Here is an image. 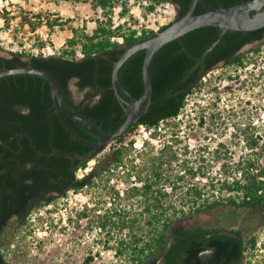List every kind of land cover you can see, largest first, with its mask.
<instances>
[{
    "label": "rangeland",
    "instance_id": "rangeland-1",
    "mask_svg": "<svg viewBox=\"0 0 264 264\" xmlns=\"http://www.w3.org/2000/svg\"><path fill=\"white\" fill-rule=\"evenodd\" d=\"M122 1L127 13L121 17L120 6L114 7L111 22L113 27L121 24L124 32L128 28L156 32L176 13L175 6L166 1L157 3L152 12H145L150 0ZM56 18L61 26L46 25V20ZM96 20L106 17L88 3L0 0V55L9 57L11 51L57 54L67 47L73 28L78 34L90 33ZM112 40L121 42L120 37ZM255 47L259 51L253 52ZM238 54L244 56L242 65L217 63L185 97L175 118L155 128L135 126L121 141L106 145L98 153V164L91 160L76 172L81 177L97 164L100 173L92 184L33 208L23 223L10 218L1 246L7 264H134L128 252L134 237L143 238L140 245L152 234V227L146 223L151 214L144 212L143 206L154 199L150 194L135 196L132 188L151 179L157 182L155 190L167 192L162 206L172 207L165 215L180 216L178 210L183 208L182 222L189 226L241 229L244 241L255 236L251 248L255 251L250 255L246 249L240 263L247 264L249 257L257 262L263 256L258 250H264L261 210L224 207L221 211L214 207L189 218L193 195L186 193L190 188L201 190L198 203L217 198L224 201L227 192L216 188L224 178L231 181L239 177L236 162L244 156L260 158L258 147L251 150L248 141L260 142L264 131V39L245 45ZM68 87L75 101L83 97L85 91L77 89L75 79ZM118 148L122 154L115 163L114 150ZM155 172L159 178L154 177ZM121 222L125 227H120ZM170 236L167 231L165 239ZM118 249L123 253H115ZM86 258L90 260L86 262Z\"/></svg>",
    "mask_w": 264,
    "mask_h": 264
},
{
    "label": "trees",
    "instance_id": "trees-1",
    "mask_svg": "<svg viewBox=\"0 0 264 264\" xmlns=\"http://www.w3.org/2000/svg\"><path fill=\"white\" fill-rule=\"evenodd\" d=\"M67 1L88 3L95 10L101 9L106 20H96L90 33L78 34L77 29L73 28L72 36L67 40V47L60 48L57 54L42 56L27 54L24 51H11L9 57L0 56V69L31 65L48 71L59 82L66 99L80 114L101 132L109 134L125 117L110 87L112 64L125 47L152 36L155 31L128 28L127 32H124L121 24L113 27V8L120 6L121 17L128 11L126 2L122 0ZM163 1L175 6L173 20H176L187 11L192 0H150L145 6V12H152L155 5ZM206 1L212 7L220 8L248 0ZM203 11L201 4L197 3L193 13ZM45 23L50 28L62 25L57 18L50 22L46 20ZM169 23L161 25L158 30ZM217 33L214 27L197 28L163 44L155 51L149 66V106L127 132L137 125L152 128L157 127L161 121L175 118L184 105L185 97L198 86L207 71L221 61L241 66L244 56L237 52L252 41L264 39V27L250 32L227 31L202 58L203 52L216 39ZM113 37H120L121 42L112 40ZM252 51L257 52L259 48L255 47ZM24 57L27 58L23 59ZM142 58L143 51H137L127 58L118 70V79L125 90L119 88V92L125 100L130 101L129 95L138 97L142 92ZM72 79H75L78 90L88 89L78 101L72 100L68 90V83ZM62 116L83 141H96L80 122L65 114ZM124 136L125 134L116 141H121ZM260 139V142L255 139L248 141L251 150L258 147L260 158L241 157L235 164L239 177L231 181L224 178L216 188L218 191L227 192L224 201L217 198L211 202L205 200L198 203L197 200L202 195L201 190H186L187 194L193 195L189 202V218L204 215L214 207H219L221 211L224 207H233L261 210L264 213V131ZM103 148L104 146L98 148L87 158L83 157L93 147L77 141L61 125L54 110L47 79L27 73L0 77V264H7L1 246L9 219L15 217L16 221L23 223L33 208L50 203L56 197L64 196L67 191H76L92 184L93 179L100 173L96 156ZM114 154L115 163H118L122 149H115ZM65 155L76 158H68ZM91 160L97 164L83 176L77 177L76 172L84 169ZM109 165L110 163L105 169H108ZM154 177L159 178L160 174L155 172ZM156 183L155 179L145 180L142 185L132 188L135 196L150 194L154 199L143 206V211L151 214L146 223L152 227V234L140 245L138 243L143 238L134 237L132 248L128 252L134 264H160L161 260L163 264H236L241 261L248 247H254L255 236H250L244 241L241 229L227 230L222 227L184 224L183 208L178 210L180 216L165 215V211L172 206L163 208L162 198L167 192L155 190ZM211 187L215 189L213 183ZM115 211L113 213H116ZM101 225L104 226V223ZM120 227H125V223L121 222ZM223 230L230 231L235 236L221 234L220 231ZM167 231L175 236L169 246V240L165 239ZM119 243L123 245L122 240ZM209 247L214 248L211 257L208 261L201 260L199 252ZM115 253L119 255L123 252L118 249ZM89 260L90 258H86V262Z\"/></svg>",
    "mask_w": 264,
    "mask_h": 264
},
{
    "label": "water",
    "instance_id": "water-1",
    "mask_svg": "<svg viewBox=\"0 0 264 264\" xmlns=\"http://www.w3.org/2000/svg\"><path fill=\"white\" fill-rule=\"evenodd\" d=\"M197 3L201 4L204 10L203 12L193 13ZM208 26L216 28L218 33L216 39L211 42L209 47L203 52L202 58H204L206 54L220 41L221 36L227 31L250 32L263 28L264 0H248L232 6L220 8L212 7L206 0H192L187 11L182 16L173 20L164 28L156 31L152 36L125 47L112 64L110 73V87L118 104L122 107L125 117L121 124L109 134L101 132L80 114L77 108L66 99L59 82L48 71L31 65L15 66L10 68H1L0 77L27 73L39 75L47 79L50 86V94L54 110L61 125L68 130L77 141L93 147L88 154L83 155V157L87 158L96 152L98 148L105 146L110 142L117 140L120 136L126 134L129 128L136 124L139 118L146 112L151 96V76L149 66L155 51H157L163 44L172 41L187 32ZM137 51H143V58L141 62L142 92L138 97L129 95L131 101H127L120 95L119 92V88L122 90H124V88L118 79V70L126 59ZM64 104L68 107V109L64 107ZM62 114L80 122L91 132L96 141L92 143L83 141V139L64 121ZM65 156L68 158H76L68 155ZM220 233L235 236L234 233L227 230L220 231Z\"/></svg>",
    "mask_w": 264,
    "mask_h": 264
},
{
    "label": "flooded vegetation",
    "instance_id": "flooded-vegetation-1",
    "mask_svg": "<svg viewBox=\"0 0 264 264\" xmlns=\"http://www.w3.org/2000/svg\"><path fill=\"white\" fill-rule=\"evenodd\" d=\"M252 42H258V41H252ZM251 42V43H252ZM2 56V55H0ZM4 57V56H3ZM77 87V86H76ZM78 89V87H77ZM68 90H69V87H68ZM88 89L85 88L83 89V91H87ZM70 91V90H69ZM84 95V94H83ZM72 97V96H71ZM97 97V96H96ZM94 97V98H96ZM73 101H75L73 98H72ZM128 101V100H127ZM131 101V100H130ZM64 107L67 108V106L64 104ZM68 109V108H67ZM241 237H242V234H241ZM175 240V236L171 235L170 236V239H169V244L168 246ZM214 251V248L213 247H209V248H206V249H203L199 252V257L201 258V260L203 261H208L209 258L211 257L212 255V252ZM202 252H205L204 254L201 255ZM160 264H163L162 260L160 261ZM236 264H241L240 262L239 263H236Z\"/></svg>",
    "mask_w": 264,
    "mask_h": 264
},
{
    "label": "built area",
    "instance_id": "built-area-1",
    "mask_svg": "<svg viewBox=\"0 0 264 264\" xmlns=\"http://www.w3.org/2000/svg\"><path fill=\"white\" fill-rule=\"evenodd\" d=\"M165 121H167V120H165ZM162 122L163 121H161L159 124L161 125L162 124ZM152 128H155V127H152ZM158 128H159V126H158ZM114 142H116V140L115 141H113V143ZM110 143H112V142H110ZM109 143V144H110ZM108 145V144H107ZM106 146V145H105ZM104 146V147H105ZM102 151V150H101ZM255 250L254 249H251L250 247H248L247 248V251L246 252H248L250 255L252 254V252H254ZM259 252H261V253H263V256H261V258L259 259V260H257V262L255 261V260H250V257L248 258L249 259V262L247 263V264H264V250L263 249H259L258 250Z\"/></svg>",
    "mask_w": 264,
    "mask_h": 264
}]
</instances>
